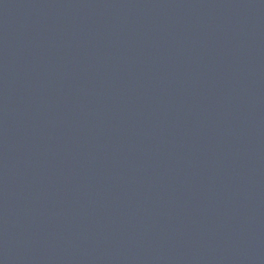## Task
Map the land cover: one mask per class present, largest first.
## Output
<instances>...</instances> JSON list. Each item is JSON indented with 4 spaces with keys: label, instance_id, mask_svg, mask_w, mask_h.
Masks as SVG:
<instances>
[{
    "label": "water",
    "instance_id": "1",
    "mask_svg": "<svg viewBox=\"0 0 264 264\" xmlns=\"http://www.w3.org/2000/svg\"><path fill=\"white\" fill-rule=\"evenodd\" d=\"M0 264H264V0H0Z\"/></svg>",
    "mask_w": 264,
    "mask_h": 264
}]
</instances>
